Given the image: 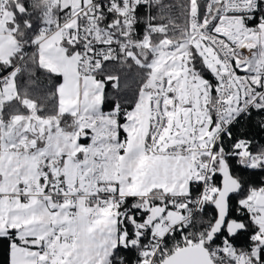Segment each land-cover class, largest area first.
I'll return each instance as SVG.
<instances>
[{
  "label": "snow or ice",
  "instance_id": "obj_1",
  "mask_svg": "<svg viewBox=\"0 0 264 264\" xmlns=\"http://www.w3.org/2000/svg\"><path fill=\"white\" fill-rule=\"evenodd\" d=\"M0 264H264V0H0Z\"/></svg>",
  "mask_w": 264,
  "mask_h": 264
}]
</instances>
